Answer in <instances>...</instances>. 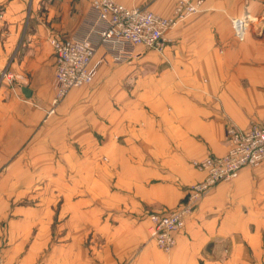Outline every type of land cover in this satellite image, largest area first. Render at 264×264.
<instances>
[{"label":"crops","instance_id":"1","mask_svg":"<svg viewBox=\"0 0 264 264\" xmlns=\"http://www.w3.org/2000/svg\"><path fill=\"white\" fill-rule=\"evenodd\" d=\"M117 1L167 17L177 2ZM0 14V68L20 80L0 85L6 264H264V160L205 196L170 251L147 217L204 178L193 162L226 152L229 122L264 123V0H204L163 52L107 56L57 106L50 38L87 35L90 0H0ZM242 17L254 18L244 41L232 26Z\"/></svg>","mask_w":264,"mask_h":264},{"label":"built area","instance_id":"2","mask_svg":"<svg viewBox=\"0 0 264 264\" xmlns=\"http://www.w3.org/2000/svg\"><path fill=\"white\" fill-rule=\"evenodd\" d=\"M96 22L90 32L82 37L50 38L56 67L53 80V105L57 106L75 88L92 84L99 68L111 56L115 63L129 60L136 49L163 52L165 34L179 22L185 21L204 9V0H177L172 16H163L149 8L126 6L117 0H90ZM2 15L0 14V23ZM252 17L233 18L235 37L244 41ZM100 46L105 54L97 58ZM18 76L7 68H0V85L16 86ZM54 112L51 110L50 113ZM228 145L224 154L209 153L194 166L205 173L202 180L190 185L180 204L168 211H154L147 217L152 222L151 237L164 251L177 244L178 234L186 226L200 201L218 184L233 182L241 170L264 160V123L252 124L242 129L233 122L227 125ZM0 264H6L0 258Z\"/></svg>","mask_w":264,"mask_h":264},{"label":"water","instance_id":"3","mask_svg":"<svg viewBox=\"0 0 264 264\" xmlns=\"http://www.w3.org/2000/svg\"><path fill=\"white\" fill-rule=\"evenodd\" d=\"M23 92L26 96H30V90L26 87H23Z\"/></svg>","mask_w":264,"mask_h":264},{"label":"rangeland","instance_id":"4","mask_svg":"<svg viewBox=\"0 0 264 264\" xmlns=\"http://www.w3.org/2000/svg\"><path fill=\"white\" fill-rule=\"evenodd\" d=\"M93 84V83H92ZM92 84H89V85H92ZM85 86H88V85H85Z\"/></svg>","mask_w":264,"mask_h":264}]
</instances>
